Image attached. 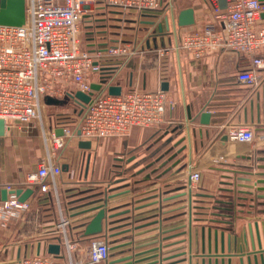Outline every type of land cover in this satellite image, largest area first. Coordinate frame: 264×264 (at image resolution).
<instances>
[{
    "label": "crops",
    "instance_id": "0c3cea01",
    "mask_svg": "<svg viewBox=\"0 0 264 264\" xmlns=\"http://www.w3.org/2000/svg\"><path fill=\"white\" fill-rule=\"evenodd\" d=\"M209 7L203 0H175V12L191 8L195 21L192 26H176L177 31L201 29L211 18ZM132 17L138 19L141 35L137 38L125 41L105 26H89L94 29L88 32L85 48L115 40L130 46L131 55L109 60V84L121 87V93L163 91L171 102L164 123L135 128L123 138L90 141L89 149L79 147L81 139L68 138L57 157L61 165L58 203L52 194L39 193L38 186L27 181L42 152L38 125L17 122L7 129L0 136V201L18 190L33 193L26 200L29 208L18 218L5 228L0 222V264H20L45 245H59L58 210L70 220L69 238L87 243L90 238L83 235V226L98 206L105 211L101 235L111 248L119 246L111 250L105 264L128 256L131 261L140 260L136 264H264V199L254 198L264 196L256 191L264 187L257 184L264 179L260 175L264 174V71L259 73L258 86H248L236 81L238 72L249 64L242 54L222 51L195 60L185 51L170 50L160 56L159 49L171 46L165 14ZM91 81L99 83L100 77L93 74ZM63 86L59 99L72 91ZM44 105L55 111L44 122L47 127L70 126L63 109L71 108V102ZM202 113L209 114V124H201ZM239 123L253 126L252 144L223 140L226 126ZM166 140L181 141L186 146L181 153L184 161H191L200 172L191 229L182 227L187 223L183 183L155 181L157 163L148 162L160 153L157 145ZM124 160L134 167L125 175ZM238 184L253 186L242 188L252 195H245L242 205L247 209L241 213L234 212L233 204L222 203H232L231 199L216 195ZM255 203L261 204L255 207Z\"/></svg>",
    "mask_w": 264,
    "mask_h": 264
},
{
    "label": "built area",
    "instance_id": "2783aa9c",
    "mask_svg": "<svg viewBox=\"0 0 264 264\" xmlns=\"http://www.w3.org/2000/svg\"><path fill=\"white\" fill-rule=\"evenodd\" d=\"M203 1L210 6V20L201 29L184 33L177 31L173 0H24V24L0 25V120L4 122L5 131L17 122L38 125L42 152L27 181L36 184L39 193L52 194L58 203L61 165L57 157L68 138L75 136L84 141L123 138L135 128L148 129L163 124L167 107L171 105L161 90L131 91L118 96L100 91L91 96L75 130L70 126L45 125L42 116L45 96L61 98L67 82L76 86L75 91L88 95L92 91L91 75L96 74L101 79L112 65L109 60L132 54V48L120 40L104 46L95 42L91 49L81 47L80 25L93 13L94 4L103 14L119 17L163 12L172 36L171 46L159 49L158 55H167L170 50L177 54L185 51L199 60L222 51L242 54L249 59V64L238 72L236 81L255 87L260 84L259 73L264 71V2ZM59 128L62 135L58 136L55 132ZM225 135L239 144H252L256 139L253 126L244 123L226 126ZM199 178V170L191 161L187 162L183 189L187 197L184 227L188 229H191L193 197ZM28 208L29 204L19 202L15 194L1 200V227H7ZM58 211L59 220L55 225L60 235L58 254L48 253V245H45L44 250L22 258L19 263L105 264L111 253L107 238L101 234L89 236L90 240L84 245L79 239L69 238L70 220Z\"/></svg>",
    "mask_w": 264,
    "mask_h": 264
},
{
    "label": "rangeland",
    "instance_id": "374dc122",
    "mask_svg": "<svg viewBox=\"0 0 264 264\" xmlns=\"http://www.w3.org/2000/svg\"><path fill=\"white\" fill-rule=\"evenodd\" d=\"M173 2L175 3V0H173ZM97 7L98 5L94 4L92 7L94 10L93 13H91V16L87 19H84L81 22L80 25L81 47L85 48L86 41L88 40L87 38L89 37L88 32L91 29L92 30L94 29L93 27L90 28L89 26H105V28L111 29L110 32H112V34L115 33L114 35H118L120 39H124L125 41H129L130 39L137 38L138 36L141 35L137 24L138 23L137 18H134L131 15H122L119 17L106 12L105 14H101L99 13L98 9H96ZM133 26H136V28H134ZM64 85H66L64 89L69 88L72 90L71 92L75 91L76 89V86L73 83L67 82L64 83ZM101 94H105V92H101ZM66 109L64 108L63 110L64 113H67V116H69L68 120L70 121L69 125L71 127V130H75V128L82 121L84 111L83 110L81 111V109H78V107L76 106H71V108H68L67 110ZM56 110L60 111V109H56ZM53 112H55L53 111V109L46 108L43 110L42 116L44 122L48 120L49 115H51V113L53 114ZM169 142H170L169 140L160 142L156 147V151H160V153L153 157L152 155L148 156L149 158L152 157L148 162H152V164L157 163V166L154 169L156 174L155 181L174 180L175 183L182 184L184 181L187 162L184 161V157L181 155V153L185 151L186 146L182 144L181 141L175 143H169ZM127 163L128 162L125 160L122 162L123 168L125 166H127L126 168H128L127 170H124L122 172V174L124 175L127 174L128 171L130 172V170L134 168L133 164L126 165ZM114 177L115 175L111 176V179H113ZM127 179H130L131 184H133V181L131 180L130 177H128ZM242 188L244 187L236 186L230 191H224V193L220 191V193H216V195L217 197H220L222 199L224 198L231 199L232 200L231 204H233L232 209L234 210V212L237 210V212L241 213L244 212L245 209H247V207L244 208V204L242 205V201L243 200L245 201L247 199L244 193H240V191H244ZM254 198L257 199L258 197L254 195ZM235 202L238 203L236 204ZM222 203H226L230 205L227 202H222ZM260 204L261 203H255V207L256 205H260ZM84 244L86 243H82V245Z\"/></svg>",
    "mask_w": 264,
    "mask_h": 264
},
{
    "label": "water",
    "instance_id": "95a60500",
    "mask_svg": "<svg viewBox=\"0 0 264 264\" xmlns=\"http://www.w3.org/2000/svg\"><path fill=\"white\" fill-rule=\"evenodd\" d=\"M264 2V0H261ZM223 3H221L222 5ZM264 18V14L262 15ZM165 21L166 31H169V26L167 19ZM25 22V6L24 0H0V25L6 26H21ZM195 23L194 14L191 8H186L179 10L176 12V24L178 27H188L192 26ZM161 31V27H159ZM108 71V70H107ZM91 92L88 95L83 94L80 91L66 92L63 99L53 98L51 96H45L44 103L46 105H57L62 106L64 103L71 102L73 106L80 107L81 111L86 107L87 104L91 101V96L94 93L106 90V93L111 96H118L121 94V87L114 86L109 84V76L104 74L101 77L99 83L91 84ZM201 124H209V114L202 113L200 116ZM5 128L3 120H0V136L4 135ZM56 135H62V129L59 128L55 132ZM79 136V132H77ZM223 140H226V136L223 137ZM90 141L80 140L79 147L82 149L90 148ZM264 176V174H260ZM241 181L248 182L249 178H239ZM257 184H264V179H260L257 181ZM238 186H242L247 189H252L253 186H249L246 184H238ZM257 192H264V187H259L256 190ZM33 193L32 189H27L24 192L20 190L16 192H10L9 194H15L18 198L19 202H25L27 198ZM240 193H244L245 195H252V192L240 191ZM5 199V198H4ZM3 199V200H4ZM258 199H264V196H258ZM231 204V202H228ZM93 211H97L95 214L90 215L89 222L84 224L83 235L84 236H96L101 234L102 232V221L104 218L105 211L101 206L95 207L92 209ZM227 210V209H226ZM230 210V209H228ZM231 217V216H229ZM184 227V226H182ZM184 246H181L182 249ZM119 246H115L113 249H117ZM60 250V246L58 244H49L47 246V252L52 254H58ZM184 254V253H182ZM180 254V255H182ZM132 257H122L117 260L111 262V264H136L140 260L131 261ZM210 264V261H209Z\"/></svg>",
    "mask_w": 264,
    "mask_h": 264
}]
</instances>
